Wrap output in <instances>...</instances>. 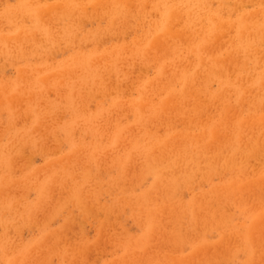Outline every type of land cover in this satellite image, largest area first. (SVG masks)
Listing matches in <instances>:
<instances>
[{
    "label": "rangeland",
    "instance_id": "1",
    "mask_svg": "<svg viewBox=\"0 0 264 264\" xmlns=\"http://www.w3.org/2000/svg\"><path fill=\"white\" fill-rule=\"evenodd\" d=\"M213 1L0 0V264H264V0Z\"/></svg>",
    "mask_w": 264,
    "mask_h": 264
},
{
    "label": "bare ground",
    "instance_id": "2",
    "mask_svg": "<svg viewBox=\"0 0 264 264\" xmlns=\"http://www.w3.org/2000/svg\"><path fill=\"white\" fill-rule=\"evenodd\" d=\"M128 1H130V0H128ZM156 1H158V0H156ZM189 1H190V0H189ZM212 1H213V0H212ZM215 1H216V0H215ZM215 1H213V2H215ZM222 2H223V1L221 0V3H222ZM188 3H189V2H188ZM255 3H256V2H255ZM146 4H147V3H146ZM146 4H145V5H146ZM243 4H244V3H242V5H240V4H238V5H240V6L242 7ZM261 4H262V3H261ZM209 5H210V4H209ZM216 5H217V3H216ZM250 5H251V4H250ZM235 6H236V5H235ZM245 6H247V4H246ZM248 6H249V5H248ZM214 7H215V6H214ZM214 7H213V8H214ZM216 7H217V6H216ZM230 7H231V6H230ZM243 7H244V6H243ZM177 8H178V7H177ZM205 8H206V6H205ZM226 8H228V7H226ZM238 8H239V6H238ZM238 8H237V9H238ZM172 9H173V8H172ZM210 9H211V8H210ZM214 9H215V8H214ZM220 9H221V8H220ZM223 9H224V8H223ZM228 9H229V8H228ZM160 10H161V9H160ZM198 10H199V9H198ZM229 10H230V9H229ZM177 11H178V10H177ZM195 11H196V10H195ZM214 11H215V10H214ZM219 11H221V10H219ZM223 11H224V10H223ZM261 11H262V10H261ZM96 12H97V10H96ZM193 12H194V11H193ZM198 12H199V11H198ZM234 12H235V11H234ZM219 13H220V12H219ZM257 13H258V12H257ZM231 14H232V13H230V15H231ZM249 14H250V13H249ZM177 15H178V13H177ZM177 15H176V16H177ZM179 15H180V14H179ZM182 15H183V14H182ZM209 15H211V14H209ZM209 15H208V16H209ZM223 15H224V14H223ZM243 15H244V14H243ZM243 15H242V16H243ZM198 16H200V14H199ZM206 16H207V14H206ZM211 16H212V15H211ZM244 16H245V15H244ZM53 17H54V16H53ZM132 17H133V16H132ZM135 17H136V16H135ZM170 17H171V19H172L173 14H171ZM191 17H192V16H191ZM251 17H252V16H251ZM49 18H50V17H49ZM195 18H196V17H195ZM195 18H194V19H195ZM198 18H199V17H198ZM212 18H213V17H212ZM247 18H249L248 15H247ZM252 18H253V17H252ZM200 19H201V21H202V18H200ZM230 19H231V18H230ZM258 19H259V18H258ZM198 20H199V19H198ZM208 20H210V19H208ZM256 20H257V19H256ZM122 21H123V20H122ZM199 21H200V20H199ZM199 21H198V23H199ZM212 21H213V20H212ZM216 21H217V20H216ZM223 21H224V20H223ZM237 21H238V20H237ZM172 22H173V21H172ZM181 22H182V21H181ZM192 22H194V21H192ZM219 22H220V21H219ZM238 22H239V21H238ZM238 22H237V23H238ZM178 23H179V22H178ZM198 23H197V25H198ZM246 23H247V22H246ZM246 23H245V24H246ZM253 23H254V22H253ZM204 24H205V23H204ZM224 24H225V23H224ZM226 24H227V22H226ZM230 24H231V23H230ZM233 24H234V23H233ZM248 24H249V23H248ZM253 25H254V24H253ZM263 25H264V24H263ZM82 26H84V25H82ZM213 26H214V25H213ZM230 26H231V27H234V26H232V24H231ZM247 26H248V25H247ZM227 27H228V26H227ZM231 27H230V29L232 30ZM254 27H255V26H254ZM254 27H253V29H254ZM247 28H248V27H247ZM51 29H52V28H51ZM235 29H236V28H235ZM216 31H218V29H217ZM253 31H254V30H253ZM263 31H264V30H263ZM263 31H262V32H263ZM225 32H226V31H225ZM232 32H233V30H232ZM232 32H231V33H232ZM235 32H236V31H235ZM249 32H250V31H249ZM254 32H255V31H254ZM185 33H186V32H185ZM228 33H229V31H228ZM223 34H224V33H223ZM257 34H258V32H257ZM169 35H170V34H169ZM198 35H200V33H199ZM226 35H227V34H226ZM226 35H225V36H226ZM229 35L231 36V34H229ZM233 35H234V34H233ZM36 36H37V35H36ZM171 36H172V35H171ZM110 37H111V36H110ZM174 37H175V36H174ZM242 37H243V36H242ZM244 37H245V36H244ZM246 37H247V35H246ZM254 37H255V36H254ZM47 38H48V37H47ZM258 38H259V37H258ZM258 38H257L256 40H259V39H260V38H259V39H258ZM107 39H108V38H107ZM199 39H200V38H199ZM241 39H242V38H241ZM246 39H247V38H246ZM43 40H44V39H43ZM101 40H103V39H101ZM153 40H154V39H153ZM155 40H156V39H155ZM253 40H254V39H253ZM256 40H255V42H256ZM261 40H263V39H261ZM18 41H19V39H18ZM167 41H168V40H167ZM183 41L185 42V40H183ZM183 41H182V42H183ZM216 41H217V39H216ZM221 41H222V40H221ZM227 41H228V39H227ZM243 41H245V40H243ZM154 42H156V41H154ZM163 42H164V41H163ZM193 42H194V41H193ZM219 42H220V41H219ZM219 42H217V43H219ZM241 42H242V41H241ZM245 42H246V41H245ZM15 43H16V42H15ZM188 43H189V42H188ZM222 43H223V42H222ZM256 43H257V42H256ZM258 43H259V42H258ZM263 43H264V41H263ZM101 44H102V42H101ZM177 44H178V43H177ZM223 44H224V43H223ZM244 44H246V43H244ZM244 44H242V45H244ZM249 44H250V43H249ZM253 44H254V43H253ZM182 45H183V43H182ZM219 45L221 46V42H220ZM250 45H251V44H250ZM255 45H256V44H255ZM261 45H262V44H261ZM178 46H179V44H178ZM213 46H214V45H213ZM213 46H212V48H213ZM256 46H257V45H256ZM157 47H158V46H157ZM190 47H191V46H190ZM190 47H188V48H190ZM197 47H198V46H197ZM221 47H222V46H221ZM221 47H220V48H221ZM244 47H245V46H244ZM97 48H98V47H97ZM222 48H223V47H222ZM222 48H221V49H222ZM230 48H231V47H230ZM168 49H169V47H168ZM209 49H210V48H209ZM235 49H236V48H235ZM150 50H151V49H150ZM155 50H156V49H155ZM158 50H159V49H158ZM186 50H187V49H186ZM194 50H195V49H194ZM207 50H208V49H207ZM147 51H149V50H147ZM147 51H146V52H147ZM181 51H182V50H181ZM187 51H188V50H187ZM209 51H210V50H209ZM230 51H231V50H230ZM194 52H195V51H194ZM126 53H127V52H126ZM157 53H158V52H157ZM242 53H243V52H242ZM247 53H248V52H247ZM148 54H149V53H148ZM152 54H153V53H152ZM164 54H165V53H164ZM169 54H170V53H169ZM214 54H215V53H214ZM220 54H221V53H220ZM248 54H249V53H248ZM252 54H253V53H252ZM187 55L189 56V54H187ZM191 55H193V54H191ZM191 55H190V56H191ZM255 55H256V54H255ZM159 57H160V55H159ZM206 57H207V56H206ZM239 57L241 58V55H240ZM239 57H238V58H239ZM248 57H249V55H248ZM250 57H251V56H250ZM255 57H256V56H255ZM238 58H235V59H238ZM240 58H239V59H240ZM263 58H264V57H263ZM106 60H107V59H106ZM130 60H131V58H130ZM187 60H188V59H187ZM203 60H204V59H203ZM262 60H263V59H262ZM191 61H192V60H191ZM206 61H207V60H206ZM206 61H205V62H206ZM224 61H225V60H224ZM224 61H223V62H224ZM229 61H231V60H229ZM98 62H99V61H98ZM205 62H204V64H205ZM227 62H228V61H227ZM232 62H233V61H232ZM232 62H230L229 64L231 65ZM202 63H203V62H202ZM208 63H209V61H208ZM215 63H217V62H215ZM234 63H236L235 60H234ZM95 64H96V62H95ZM238 64H239V61H238ZM238 64H235V65H238ZM225 65H227V66L230 67V65H228L227 63H226ZM225 65H224V66H225ZM233 65H234V64H233ZM170 66H171V65H170ZM211 66H212V63H211ZM217 67H218V66H217ZM225 67H226V66H225ZM249 67H250V66H249ZM251 67H252V66H251ZM205 68H206V67H205ZM207 68H208V67H207ZM230 68H231V67H230ZM233 68H234V67H233ZM144 69H145V68H144ZM144 69H143V70H144ZM180 69H181V68H180ZM180 69H179V70H180ZM208 69H210V68H208ZM212 69H213V67H212ZM219 69H220V67H219ZM221 69H222V68H221ZM223 69H224V67H223ZM244 69H245V68H244ZM210 70H211V69H210ZM141 71H142V70H141ZM195 71H196V70H195ZM206 71H207V70H206ZM206 71H205V72H206ZM219 71L221 72V70H219ZM219 71H218V72H219ZM229 71H230V70H229ZM171 72H172V71H171ZM201 72H202V71H201ZM216 72H217V71H216ZM220 72H219V73H220ZM202 73H203V72H202ZM208 73H209V72H208ZM208 73H207V74H208ZM222 73H224V72L222 71ZM225 73H226V72H225ZM241 73H242V72H241ZM195 74H196V73H195ZM195 74H194V75H195ZM217 74H218V73H216V75H217ZM220 74H221V73H220ZM197 75H198V74H197ZM189 76H190V75H189ZM217 76H218V75H217ZM222 76H223V74H222ZM237 76H238V75H237ZM248 76H249V75H248ZM218 78H219V76H218ZM218 78H217V79H218ZM227 78H228V77H227ZM196 79H198V78L196 77ZM224 79H225V78H224ZM193 80H194V79H193ZM237 80H239V79H237ZM242 80H243V79H242ZM247 80H248V79H247ZM182 81H183V80H182ZM182 81H181V82H182ZM188 81H189V80H188ZM197 81H198V80H197ZM199 81H200V80H199ZM199 81H198V82H199ZM225 81H227V80H225ZM232 81H233V80H232ZM232 81H231V82L228 81V82L231 83V84H233ZM240 81H241V80H240ZM190 82H191V80H190ZM213 82H214V81H213ZM195 83H196V82H195ZM195 83H194V85H195ZM199 83H200V82H199ZM263 83H264V82H263ZM223 84H224V83H223ZM191 85H192V84H191ZM191 85H190V86H191ZM199 85H200V84H199ZM186 86H187V85H186ZM190 86H189V88H190ZM200 86H201V85H200ZM223 86H224V85H223ZM225 86H226V85H225ZM231 86H232V85H231ZM233 86L236 87V85H233ZM241 86H242V85H241ZM226 87H228V86H226ZM185 88H186V87H185ZM231 88H232V87H231ZM231 88H230V89H227L228 92H229V90H231ZM257 88H258V87H257ZM262 88H263V86H262ZM240 89H241V87H240ZM247 89H248V88H247ZM235 90H236V88H235ZM248 90H249V89H248ZM260 90H261V89H260ZM192 91H193V90H192ZM192 91H191V92H192ZM246 91H247V90H246ZM262 91H263V90H262ZM228 92H227V93H228ZM240 92H241V90H240ZM242 92H243V91H242ZM182 93H184V92H182ZM225 93H226V91H225ZM245 94H246V92H245ZM187 95H188V94H187ZM193 97H194V96H193ZM246 97H247V96H246ZM242 98H243V97H242ZM246 99H247V98H246ZM256 99H257V98H256ZM206 102H207V101H206ZM245 102H246V101H245ZM256 102H257V101H256ZM12 103H13V101H12ZM248 103H249V102H248ZM166 104H167V103H166ZM184 104H185V102H184ZM262 104H263V103H262ZM187 105H188V104H187ZM235 105H236V103H235ZM256 105H257V104H256ZM162 106H163V105H162ZM227 106H228V105H227ZM244 106H245V105H244ZM177 108H178V107H176V109H177ZM212 108H213V107H212ZM255 108H256V107H255ZM139 109H140V108H139ZM257 109H258V108H257ZM150 110H151V109H150ZM183 110H184V109H183ZM216 110H217V107H216ZM235 110H236V109H235ZM239 110H240V109H239ZM172 111H173V110H172ZM228 111H229V110H228ZM164 112H165V111H164ZM180 112H181V111H179V113H180ZM211 112H212V111H211ZM156 113H157V112H156ZM183 113H184V112H183ZM201 114H202V113H201ZM262 114H263V113H262ZM214 115H215V114H214ZM185 116H186V115H185ZM256 116H259V115H256ZM155 117H156V116H155ZM211 117H212V116H211ZM227 117H228V115H227ZM171 118H172V117H171ZM231 119H232V118H231ZM247 119H248V118H247ZM192 120H193V119H192ZM248 120H250V119H248ZM261 120H262V119H261ZM227 121H228V120H227ZM221 122H222V121H221ZM261 122H262V121H261ZM263 122H264V121H263ZM229 123H230V122H229ZM241 123H242V122H241ZM221 124H222V123H221ZM249 124H250V122H249ZM220 127H221V125H220ZM244 127H245V126H244ZM261 127H262V126H261ZM176 128H177V127H176ZM215 128H216V127H215ZM234 128H235V127H234ZM218 129H219V128H218ZM250 129H251V128H250ZM253 129H254V128H253ZM257 129H258V128H257ZM182 130H183V129H182ZM263 130H264V129H263ZM224 131H225V130H224ZM242 131H243V130H242ZM194 133H195V132H194ZM200 134H201V133H200ZM208 134H209V133H208ZM251 134H252V133H251ZM190 138H191V137H190ZM232 138H233V137H232ZM232 138H231V139H232ZM249 138L251 139V137H249ZM249 138H248V140H249ZM202 139H203V138H202ZM238 139H239V138H238ZM252 139H253V138H252ZM252 139H251V141H252ZM200 140H201V139H200ZM248 140H247V142H248ZM177 141H178V139H177ZM177 141H176V142H177ZM243 141H245V140H243ZM233 143H234V142H233ZM179 144H180V143H179ZM234 144H235V143H234ZM127 145H128V144H127ZM165 145H166V144H165ZM210 146H211V145H210ZM167 147H168V146H167ZM232 147H233V146H232ZM247 147H248V145H247ZM183 149H184V148H183ZM193 149H194V148H193ZM201 149H202V148H201ZM222 149H223V148H222ZM224 149H225V148H224ZM205 150H206V149H205ZM239 150H240V149H239ZM222 151H223V150H222ZM245 151H246V150H245ZM259 151H260V150H259ZM235 152H236V151H235ZM257 152H258V151H257ZM178 154H179V153H178ZM238 154H240V153H238ZM263 154H264V153H263ZM179 155H180V154H179ZM254 155H255V154H254ZM260 155H261V154H260ZM212 156H213V155H212ZM241 156H242V155H241ZM261 156H262V155H261ZM263 157H264V156H263ZM181 158H182V156H181ZM219 158H220V157H219ZM236 158H237V157H236ZM254 158H255V157H254ZM240 159H241V158H240ZM262 161H263V160H262ZM261 163H262V162H261ZM263 163H264V161H263ZM236 165H237V163H236ZM254 165H255V164H254ZM219 166H220V165H219ZM232 166H233V165H232ZM262 167H263V166H262ZM222 168H223V167H222ZM216 169H217V168H216ZM247 169H248V168H246V170H247ZM181 171H182V170H181ZM220 171H221V170H220ZM239 171H240V170H239ZM247 171H248V170H247ZM247 171H246V172H247ZM248 175H249V174H248ZM169 176H170V175H169ZM171 176H172V175H171ZM238 176H239V175H238ZM196 178H197V177H196ZM247 178H248V177H247ZM243 179H244V178H243ZM241 183H242V181H241ZM260 183H261V182H260ZM169 184H170V183H169ZM238 185H240L239 182H238ZM238 185H236V186H238ZM249 185H250V184H249ZM189 186H190V185H189ZM262 186H263V185H262ZM250 187H251V186H250ZM173 188H176V185H173ZM177 188H178V186H177ZM236 188H237V187H236ZM222 189H223V188H222ZM227 189H229V188L227 187L226 190H227ZM231 189H232V187H231ZM234 189H235V187H234ZM250 189H251V188H250ZM235 191H236V190H235ZM201 192H202V191H201ZM224 192H225V191H224ZM221 193H222V192H221ZM227 193H228V192H227ZM227 193H226V194H227ZM251 194H253V192H252ZM223 195H224V193H223ZM227 195H228V194H227ZM236 195H238V194H236ZM236 195H235V197L237 198ZM249 195H250V194H249ZM219 196H221V195H219ZM251 196H252V195H251ZM235 197H234V200H236ZM244 197H245V196L242 195V200H243V201H244V199H245ZM163 199H164V198H163ZM231 199H232V198H231ZM238 199H239V198H238ZM180 200H181V199H180ZM240 200H241V199H240ZM240 200H239V201H240ZM229 201H230V200H229ZM173 202H174V201H173ZM173 202H172V203H173ZM180 202H181V201H180ZM225 202H227V201H225ZM225 202H224V203H225ZM245 203H246V202H245ZM173 204H176V203H173ZM227 205H228V204H227ZM200 206H201V205H200ZM228 206H229V205H228ZM230 206H231V205H230ZM224 208H225V207H224ZM229 208H230V207H229ZM224 210L226 211V209H224ZM177 216H178V215H177ZM219 218H220V217H219ZM188 219H189V218H188ZM192 223H194V222H192ZM181 227H182V226H181ZM212 227H213V226H212ZM223 230H224V229H223ZM225 230H226V229H225ZM179 233H180V232H179ZM179 233H178V235H179ZM175 234L177 235L176 231H175ZM181 234H182V232H181ZM183 236H184V235H183ZM263 236H264V235H263ZM179 237H180V236H179ZM185 239H186V238H185ZM187 239H188V237H187ZM258 239H259V238H258ZM194 240H195V239H194ZM230 241H231V240H230ZM179 242H180V239H179ZM247 243H248V242H247ZM248 251H249V250H248ZM249 252H250V251H249ZM255 252H256V251H255ZM229 253H230V251H229ZM256 253H257V252H256ZM173 255H174V254H173ZM208 255H209V254H208ZM251 255H252V254H251ZM254 255H255V254H254ZM256 255H257V254H256ZM224 256H226V255H224ZM249 256H250V254H249ZM182 257H183V256H182ZM260 257H261V255H260ZM261 258H262V257H261ZM256 259H258V258H256ZM160 260H161V259H160ZM252 261H253V260H252ZM262 261H263V260H262ZM221 263H223V262H221ZM250 263H251V262H250ZM250 263H249V264H250ZM192 264H193V263H192Z\"/></svg>",
    "mask_w": 264,
    "mask_h": 264
}]
</instances>
